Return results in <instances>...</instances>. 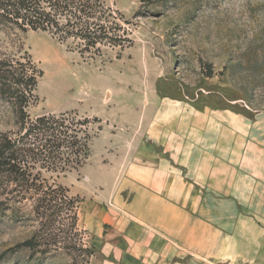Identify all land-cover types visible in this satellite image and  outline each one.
<instances>
[{
  "label": "rangeland",
  "instance_id": "obj_1",
  "mask_svg": "<svg viewBox=\"0 0 264 264\" xmlns=\"http://www.w3.org/2000/svg\"><path fill=\"white\" fill-rule=\"evenodd\" d=\"M103 1L130 44L88 51L79 40L0 26V60L29 55L43 72L29 117L74 112L91 120L88 159L57 180L77 201L76 226L67 211L46 222L30 203L12 204L0 217V264H237L227 255L232 250L223 255V230L233 229L201 223L207 212L221 221L231 208L222 205L224 194H205L200 159L196 251L167 241L159 252L149 239L156 224L136 211H156L142 177L157 179L162 131L178 127L167 155L191 143L193 155L205 156L196 150L212 149L228 112L264 121V0ZM19 130L13 105L0 94V135ZM215 167L217 189L224 169L220 161ZM206 201L211 208L201 207Z\"/></svg>",
  "mask_w": 264,
  "mask_h": 264
},
{
  "label": "trees",
  "instance_id": "obj_2",
  "mask_svg": "<svg viewBox=\"0 0 264 264\" xmlns=\"http://www.w3.org/2000/svg\"><path fill=\"white\" fill-rule=\"evenodd\" d=\"M114 14L103 0H0L1 27L79 40L88 51L131 43L129 31L112 21ZM42 76L29 55L23 61L0 60V94L13 105L20 127L15 134L0 135V217L12 204L30 203L38 219L49 222L67 211L75 227L77 201L57 180L88 159L91 120L74 112L31 119L27 109L37 101Z\"/></svg>",
  "mask_w": 264,
  "mask_h": 264
},
{
  "label": "crops",
  "instance_id": "obj_3",
  "mask_svg": "<svg viewBox=\"0 0 264 264\" xmlns=\"http://www.w3.org/2000/svg\"><path fill=\"white\" fill-rule=\"evenodd\" d=\"M224 118L221 136L213 142L216 144L212 149L199 147L196 150L205 152V156L193 155V146L191 143L186 145L185 142L186 146L181 148L183 151L179 155H167L171 145L177 140L176 132L173 134L171 131H176L178 127L175 124L160 133L158 150L162 151L156 156L157 179L154 181L142 177L145 191L153 200L156 198V213L150 206L147 211L137 210L136 214L142 219H149L148 224H156L157 231L150 232L149 239L157 242L159 252H165L169 248L167 241L189 244L190 250L196 251V242L199 240V219L196 215L199 208V175L197 176L196 170L200 159L204 162L200 168L207 170L204 182L209 190H204L205 194H224L222 205L231 208L229 215L221 216V221H215L213 213L207 212V218L201 223H221L233 229V233L227 231V228L223 230V255L232 250L227 255L236 256L237 264H264V121H246L242 116L231 112ZM214 146L221 153L213 155ZM144 150L148 155L155 156L150 153L149 146ZM217 161L222 163L225 171L222 173V187L214 189L213 178L216 174L213 169L216 168ZM234 161L237 163L231 164ZM207 202L201 207L211 208L210 201L209 204ZM154 218L156 223L152 220Z\"/></svg>",
  "mask_w": 264,
  "mask_h": 264
},
{
  "label": "bare ground",
  "instance_id": "obj_4",
  "mask_svg": "<svg viewBox=\"0 0 264 264\" xmlns=\"http://www.w3.org/2000/svg\"><path fill=\"white\" fill-rule=\"evenodd\" d=\"M57 59V58H56ZM58 60V59H57ZM53 61V60H52ZM54 62H56L59 66L61 65V64H63L62 62H60V61H54ZM66 63V62H65ZM57 64H53V65H57ZM66 66V65H65ZM65 66H63V67H65ZM60 68V67H59ZM59 68H58V70H59ZM56 69V68H55ZM61 70V69H60ZM67 72V71H66Z\"/></svg>",
  "mask_w": 264,
  "mask_h": 264
}]
</instances>
